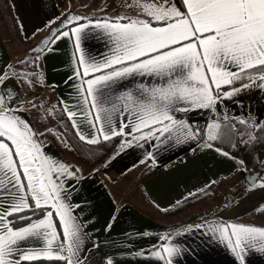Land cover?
Wrapping results in <instances>:
<instances>
[{
  "label": "snow or ice",
  "instance_id": "snow-or-ice-1",
  "mask_svg": "<svg viewBox=\"0 0 264 264\" xmlns=\"http://www.w3.org/2000/svg\"><path fill=\"white\" fill-rule=\"evenodd\" d=\"M120 6L135 15L65 17L61 26H75L53 30L44 48L32 49L34 58L18 61L31 63L33 71L9 73L0 68V264H82L83 225L74 214L79 205L74 207L68 194V182L79 180L81 170L48 154L40 137L47 133L69 150L72 145L66 132L38 133L24 117L28 109L23 105L36 110L42 105L26 101L19 92L45 83L43 71L35 69L41 67V56L53 51L47 45L68 37L79 53L74 54L77 66L68 80L80 81L74 85L76 105L84 106L78 110L90 126L88 135L77 122L78 112L64 100L59 104L75 137L87 145L124 136L132 137L122 141L129 147L150 138L160 143L173 137L177 142L196 139L197 130L177 120L176 112L214 110L220 100L242 89L253 85L264 89V0H122ZM92 28L107 37L108 52L100 60L86 58L81 48L82 35ZM129 78L134 87L117 94L113 85ZM237 82L239 88L234 87ZM223 86L230 90L221 93ZM45 111L53 114L51 109ZM114 117L122 118L118 125ZM239 123L248 122L240 119ZM259 131L264 132V126ZM236 134L245 147L257 139L251 132L238 133L234 125L222 127L214 121L207 126L204 147L233 161L238 172H246L245 160L213 143L227 142L236 148L232 141ZM248 179L253 188L261 180L259 187L264 189V177ZM215 183L210 181L206 187ZM258 210L264 213V207ZM208 231L219 234L240 264L248 252L264 254V227L221 223L209 224ZM168 239L161 237L164 242L150 255L163 264H174L182 250Z\"/></svg>",
  "mask_w": 264,
  "mask_h": 264
},
{
  "label": "crops",
  "instance_id": "crops-1",
  "mask_svg": "<svg viewBox=\"0 0 264 264\" xmlns=\"http://www.w3.org/2000/svg\"><path fill=\"white\" fill-rule=\"evenodd\" d=\"M121 3L122 0H0V68L9 73L19 72L17 60L22 49L18 45L22 41L30 42L45 36L51 25L72 13L97 19L105 15H135L134 11L121 7ZM74 26L69 25L68 28ZM68 28L62 27L60 30L67 31ZM106 41L107 37L100 30H86L81 39L85 57L102 59L109 48ZM47 46L53 51H46L39 61L45 78L44 85L52 91L55 100L66 101L69 108L78 112L77 122L88 135L90 126L78 110L84 106L82 103L76 105L74 85L80 81L68 80L77 66L74 54L79 53L73 40L68 37H62ZM16 55L18 58H15ZM8 65L14 67L8 68ZM139 79L137 77L135 82ZM135 82L129 78L113 85V88L119 94L134 87ZM11 84L10 80L9 86ZM224 87L221 93L230 90ZM234 87L239 88L240 85ZM257 87L254 88L258 95L254 98L247 95L248 88H245L231 98L220 100L214 110L176 112L174 117L177 120L197 130L196 139L177 142L173 137L160 143L150 138L138 143L134 141L133 146L129 147L122 141L131 139V136L117 137L118 141L106 160L94 167L76 158L66 157L52 143L42 141L48 154L81 170L79 180L68 182V194L73 206L79 205L75 207L74 214L83 225L82 264H108L109 260L112 264H163L150 255L164 242L161 237H168V243L182 250L174 258V264H240L226 243L218 239L219 234L209 233L208 225L238 223L264 227V218L256 216L258 209L264 207V189L259 187V179L253 188L247 179L248 170L238 172L233 161L222 157L214 149L204 147V144L207 142L209 124L232 119L221 120L218 117L219 109L223 112L227 109L229 116L235 113V117L253 123L256 127L262 122L263 105L254 112L243 113L240 110L243 106L259 104L264 99V89ZM19 92L26 100L22 88ZM23 106L26 108V103ZM23 115L36 130L30 113L25 111ZM120 119L114 117V124L118 125ZM210 181L216 183L206 187ZM222 183L226 184L221 193L208 207L213 213L211 217L197 219V215L195 218L182 219L180 216H185L184 212L168 217L161 210L173 207L189 197V193H202L200 189L205 192ZM197 225L204 227L198 229ZM244 264H264V254L248 252Z\"/></svg>",
  "mask_w": 264,
  "mask_h": 264
},
{
  "label": "trees",
  "instance_id": "trees-1",
  "mask_svg": "<svg viewBox=\"0 0 264 264\" xmlns=\"http://www.w3.org/2000/svg\"><path fill=\"white\" fill-rule=\"evenodd\" d=\"M64 19L65 18L51 25L49 28V31L53 32V30L57 29L58 27H60L61 29L63 27L61 26V21ZM238 85H240L239 82H237L234 86H238ZM227 88H229V86L224 87V89H227ZM22 90L24 91L25 95L26 94L30 95L29 88L28 89L22 88ZM59 102H60L59 100H56L54 106H55V111L57 112V117L61 118V119L58 118L59 120L58 127L61 130V132H66V135L69 138V143L72 145V149L69 150L68 152L75 153L77 155V158L81 162L91 167H94L98 165L99 163H102L113 150V147L117 143L118 138L115 137L109 141H101V143L97 145H87L79 141L78 138H76L74 135L75 130L71 128L70 121H68L66 114L61 112V107H60ZM61 124H64L65 127H61ZM224 125H234L238 133L251 132L253 135L257 137V139L254 142L250 143L247 147H245L242 143H240L241 137L239 134L232 136V141L237 144L236 148H231L227 142L215 141V143L219 145L225 151L231 152L233 156L245 160L247 170L250 174H253L254 172H256L260 166H264V163H262L264 161L260 159V154L264 151V132L259 131V127L264 126V119L254 129L253 128L251 129L250 126H247L245 124H240L239 121H226L222 123V127ZM40 138L42 139L43 137H40ZM44 138L46 137L44 136ZM244 138L247 139V136H245ZM56 143L58 145L57 146L58 150L63 155L66 156L67 153L64 152L65 149L63 147V144L59 143L58 141H56ZM260 176L264 177V168L261 170ZM206 194L207 193L202 192V193L189 196L183 199L182 201H180L179 204L177 203L173 207L169 208L168 211H165V214L169 216L178 215L184 212L185 210H187L193 204H196L202 200H205L208 197V194L207 195ZM256 216L260 218H264V213L258 210L256 212ZM50 264H63V262H50Z\"/></svg>",
  "mask_w": 264,
  "mask_h": 264
},
{
  "label": "rangeland",
  "instance_id": "rangeland-1",
  "mask_svg": "<svg viewBox=\"0 0 264 264\" xmlns=\"http://www.w3.org/2000/svg\"><path fill=\"white\" fill-rule=\"evenodd\" d=\"M73 15L74 14L72 13L71 16H73ZM51 32L52 31H49L45 36L35 38L34 40H32L30 42H25L24 43L22 41V43L18 45L20 47V49H22V53H19L20 55H19V59L17 61L23 60L25 58L31 60L36 55V53L33 52L32 49H34V48H43L44 45H45L44 42L48 40L49 35L51 34ZM16 56L18 57V55H16ZM18 65H19V72H21V71H29V72L33 71V65L31 63H29L28 65H21V64L18 63ZM35 70L36 71H40V68H37ZM254 87H255V85L252 88L250 87V88L247 89V93H248L247 95L250 96V98H254V97H256V95H258V92H255V88ZM257 89H261V88L257 87ZM29 90H30V95H28V94L25 95L26 96V100H36L37 103L42 105V107L39 110H36V109L30 108V106L26 103V108L28 109L27 111L30 113L31 119L33 120V123H34V125L36 127L37 132L38 133H46L47 129H51L54 133H57V134L62 133L61 130L59 129V127H58V123H59L58 118L59 117H57V112L55 111V106L54 105H55L56 100L52 96V91L50 89H48L44 84L43 85L36 84V86L34 88H29ZM261 105L264 106V99L259 104L250 105V107L249 106H243L244 107L243 109L240 108V107L239 108H240L241 111H244L243 113H245L247 111L248 112L249 111H253V110L255 111ZM46 109L53 110V114L51 116H49L48 113L45 111ZM228 112H229V110H227V109H224V112L221 109H219L218 110V113H219L218 117L221 118V120H222V118L228 119L229 117L230 118L232 117V119L226 120V121H239L240 120L238 116L235 117V115H237V114H235V113L233 114L232 113L229 116ZM236 113H238V112H236ZM59 119H61V118H59ZM222 123H224V122H222ZM246 125L250 126L251 129L255 128V127H253L254 126L253 123L248 122ZM44 136L46 138H44ZM44 136H42L44 138V139L42 138L44 141L40 138L41 141H43L44 143L45 142L46 143H52L56 147V149L58 150V148H57L58 145L56 143V141H57L56 138L53 135H48L47 133ZM64 149H65L64 152L67 153L66 157H68V156L69 157H73V158H76L78 161H80L77 158V155L75 153L68 152L69 149H67L65 147H64ZM238 159H241V158H238ZM260 159L262 161H264V151L260 154ZM81 163H83V162H81ZM89 167H91V166H89ZM224 184H226V183H222V184L218 185L216 188L212 187L214 189L205 191V193L208 194V197L205 200H202V201H200V202H198L196 204H193L191 207H189L187 210L184 211V214L182 212V214L185 215V216H180V217H183L182 219H188V218H195L198 215V217H196V218L197 219H201V218H207V217L213 216V213L211 212L210 209H208V207L210 205L211 206L213 205V201H214L215 198L216 199L218 198L217 196H218V194L221 193V190L223 189ZM178 215H175V216H178ZM167 216L170 217L169 215H167ZM180 217H178V219Z\"/></svg>",
  "mask_w": 264,
  "mask_h": 264
},
{
  "label": "water",
  "instance_id": "water-1",
  "mask_svg": "<svg viewBox=\"0 0 264 264\" xmlns=\"http://www.w3.org/2000/svg\"><path fill=\"white\" fill-rule=\"evenodd\" d=\"M264 168V166H260L259 167V169L256 171V172H254L253 174H250V173H248V177H261L260 176V173H261V170ZM248 177H247V179H248ZM248 181L251 183V181L248 179Z\"/></svg>",
  "mask_w": 264,
  "mask_h": 264
},
{
  "label": "built area",
  "instance_id": "built-area-1",
  "mask_svg": "<svg viewBox=\"0 0 264 264\" xmlns=\"http://www.w3.org/2000/svg\"><path fill=\"white\" fill-rule=\"evenodd\" d=\"M15 58H18L17 56H15Z\"/></svg>",
  "mask_w": 264,
  "mask_h": 264
}]
</instances>
